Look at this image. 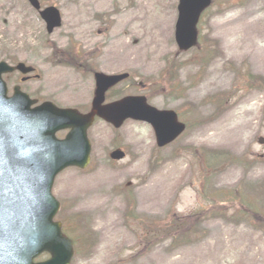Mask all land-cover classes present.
I'll use <instances>...</instances> for the list:
<instances>
[{
    "label": "rangeland",
    "instance_id": "374dc122",
    "mask_svg": "<svg viewBox=\"0 0 264 264\" xmlns=\"http://www.w3.org/2000/svg\"><path fill=\"white\" fill-rule=\"evenodd\" d=\"M40 1L62 13L52 35L25 1L0 0V61L33 65L40 76H6L10 95L20 85L40 102L87 112L94 71L129 73L108 101L145 95L188 127L158 149L145 123L118 131L95 123L90 166L64 171L53 188L59 216L79 219L72 264H264V86L247 81L264 80V0H214L199 46L179 55L178 0ZM49 39L89 54L87 70L53 65ZM118 148L127 157L113 162ZM208 151L228 159L207 168Z\"/></svg>",
    "mask_w": 264,
    "mask_h": 264
},
{
    "label": "water",
    "instance_id": "95a60500",
    "mask_svg": "<svg viewBox=\"0 0 264 264\" xmlns=\"http://www.w3.org/2000/svg\"><path fill=\"white\" fill-rule=\"evenodd\" d=\"M39 10L37 0H28ZM212 0H179L176 42L180 51H188L197 43L196 26L201 14ZM48 33L61 26L60 13L47 8L41 13ZM15 70L32 72L20 64L16 68L0 63V264H34L33 259L48 252L51 259L39 264H70L74 255L72 241L61 231V223L53 221L59 203L51 195L58 173L70 166L86 168L90 162L91 145L87 131L95 117L120 128L128 119L144 121L155 130L157 144L164 147L185 130L174 112H160L147 105L143 97H127L102 106L108 85L123 78L97 74L98 91L92 111L81 115L75 110L59 109L36 103L16 87L7 98L2 75ZM70 129L63 141L56 132ZM263 144L264 140L261 139ZM111 158L120 161L125 153L118 150Z\"/></svg>",
    "mask_w": 264,
    "mask_h": 264
},
{
    "label": "trees",
    "instance_id": "16d2710c",
    "mask_svg": "<svg viewBox=\"0 0 264 264\" xmlns=\"http://www.w3.org/2000/svg\"><path fill=\"white\" fill-rule=\"evenodd\" d=\"M202 60L204 61L206 59H202ZM247 81H248L249 85L252 86L253 88H257L258 89V88L264 86V80L262 78L253 79L252 77H248ZM213 165H209V167H211ZM63 221H64V224H65L66 232L70 233L72 223L70 221L66 220L65 218H63Z\"/></svg>",
    "mask_w": 264,
    "mask_h": 264
},
{
    "label": "bare ground",
    "instance_id": "6f19581e",
    "mask_svg": "<svg viewBox=\"0 0 264 264\" xmlns=\"http://www.w3.org/2000/svg\"><path fill=\"white\" fill-rule=\"evenodd\" d=\"M55 51H56L57 53H60L61 49H60L58 46H56V47H55Z\"/></svg>",
    "mask_w": 264,
    "mask_h": 264
}]
</instances>
